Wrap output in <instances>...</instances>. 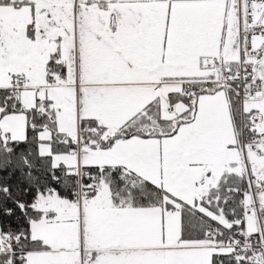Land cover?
<instances>
[{"label":"snow or ice","instance_id":"6c2138e0","mask_svg":"<svg viewBox=\"0 0 264 264\" xmlns=\"http://www.w3.org/2000/svg\"><path fill=\"white\" fill-rule=\"evenodd\" d=\"M0 264H264V0H0Z\"/></svg>","mask_w":264,"mask_h":264}]
</instances>
